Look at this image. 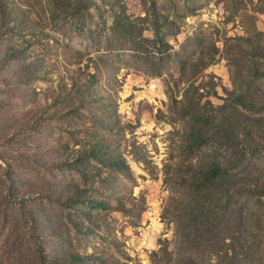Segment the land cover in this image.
<instances>
[{"label":"rangeland","instance_id":"374dc122","mask_svg":"<svg viewBox=\"0 0 264 264\" xmlns=\"http://www.w3.org/2000/svg\"><path fill=\"white\" fill-rule=\"evenodd\" d=\"M122 1L133 41L116 0H0V264H179L164 172L191 83L264 136V0Z\"/></svg>","mask_w":264,"mask_h":264},{"label":"trees","instance_id":"16d2710c","mask_svg":"<svg viewBox=\"0 0 264 264\" xmlns=\"http://www.w3.org/2000/svg\"><path fill=\"white\" fill-rule=\"evenodd\" d=\"M112 6L120 9L114 17L116 30L124 39L133 41L134 32L140 26L128 22L130 16L124 1L116 0ZM254 51L264 59V45L256 46ZM209 105L202 104L199 87L191 83L182 99L173 97L170 106L173 115L186 121L178 154L180 160L173 154L164 172L165 183L172 189L167 209L175 210L169 213L173 214L180 251L176 261L198 264L195 257L208 256L216 264H261L264 170L260 160L246 147L264 149L261 144L264 136L259 138L257 146H250L253 142L246 137L239 110L243 107L253 111L255 107L243 95L235 105L225 107L220 113ZM260 112H264V97ZM254 198L260 202L256 205V209H262L259 215L246 203V199ZM249 222L253 223L251 227L246 225Z\"/></svg>","mask_w":264,"mask_h":264}]
</instances>
